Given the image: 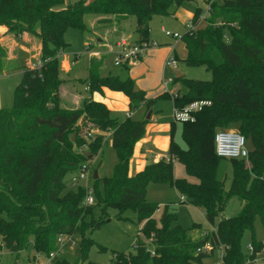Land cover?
Here are the masks:
<instances>
[{
  "label": "trees",
  "instance_id": "trees-1",
  "mask_svg": "<svg viewBox=\"0 0 264 264\" xmlns=\"http://www.w3.org/2000/svg\"><path fill=\"white\" fill-rule=\"evenodd\" d=\"M186 1L77 0L66 4L65 0H0V25L17 35L28 32L41 46V66L23 67L14 105L0 108V238L17 259L30 243L37 254L57 251L58 237L64 234L80 236L81 259L98 264L87 260V248L93 243L89 234L110 220L108 210L112 207L124 220L132 219L125 216L132 210L141 232L152 238L147 244L138 237L136 251L115 252L112 264L201 263L220 249L224 264H250L249 259L259 264L256 259L264 251V241L256 237L255 230L258 219L264 226V0H206L211 3L206 26L187 29L181 39L187 50L184 61L205 66L212 79L175 76L173 83L180 82L176 96L163 92L147 98L144 91L134 90L131 77L103 75L108 56L92 57L89 76L81 80L90 94L103 87L122 91L130 98V109L145 105L141 119L127 115L120 120L92 96L84 97L78 105H67L60 97L66 80L60 76L59 56L69 46L65 33L74 27L91 33L90 39L94 29L91 31L86 15L108 14L119 20L135 15L136 41L141 42L149 40L153 14H175ZM202 12L196 8L194 23ZM87 49H92L91 41ZM3 56L0 47V65ZM161 99H172L178 108L198 100L210 104L195 112L194 121H172L167 157L151 159L143 170L130 175L135 145L151 121L146 115ZM80 122L85 127L90 124L91 130L112 131L117 157L110 175L92 176L96 202L88 206L83 204L86 188L82 184L69 187L66 177L99 153L105 135L82 137ZM179 127L185 147L176 140ZM221 128H237L253 145L249 165L246 159L230 158L233 176L228 189L218 178L223 157L216 154L214 138ZM73 133L77 134L75 140ZM83 146L87 148L81 151ZM175 160L184 165L188 177L175 176ZM151 182L174 186L203 210L213 229L195 239L193 230L201 224L183 226L168 205L157 219L159 205L147 199ZM232 195L242 199V207L236 215L224 218L222 213ZM246 231L251 232L254 246L250 254L242 247ZM207 241L212 248L198 252ZM35 260L36 256L28 264H36ZM51 264L77 263L56 257Z\"/></svg>",
  "mask_w": 264,
  "mask_h": 264
},
{
  "label": "rangeland",
  "instance_id": "rangeland-1",
  "mask_svg": "<svg viewBox=\"0 0 264 264\" xmlns=\"http://www.w3.org/2000/svg\"><path fill=\"white\" fill-rule=\"evenodd\" d=\"M69 3L75 2V0H69ZM77 1V0H76ZM208 2L206 0H187L180 9L175 14H153L150 20V31H149V40L157 41L160 43L159 49L165 50L170 46H175L177 53L174 55L178 56L179 67L173 69L166 65L164 68V78L175 77L178 72H182L186 77L191 79H200V80H211L212 72L208 70L205 66H191L188 65L184 58L186 57L187 51L184 47L183 41L181 39L175 40L172 37H169L166 34V31L175 32L180 35H183L186 31L187 21L191 20L196 8H202V11H205L207 8ZM86 20L93 30V23L95 27H105L112 29L114 24V16L108 14H88L86 15ZM136 23L137 19L135 15H130L125 19L118 30L115 32L121 37L127 38L129 41H136L138 39V34L136 32ZM207 21L203 20L199 23L197 28L206 26ZM108 32V31H107ZM91 33L87 34L82 32L78 28L71 27L65 33V39L69 43L68 48L61 53L59 56V71L60 76L66 81H75L73 84L77 89V94L81 99L84 97H90L89 90L86 88V84L81 82V80L86 79L89 76V58L90 51L87 49L88 37ZM104 41L101 45L98 44L96 39L92 40L93 47L101 46L94 55L99 58L103 57L109 52L110 49V38L108 35H105ZM30 48L29 45L23 44ZM156 51V50H155ZM36 50L33 51V54H36ZM150 52V51H149ZM160 55V54H159ZM35 57V56H34ZM30 58L33 60L31 66H36L40 58H32L31 55L26 54L22 51L20 59L12 66V69L7 70L0 79V95L2 100L1 107H12L14 105V91L16 86L22 79V69L26 64V59ZM106 60V68L103 69V75L112 73L114 75H119L121 78H127L130 74L129 71L123 66L114 65V55H108ZM160 62V63H159ZM149 67L148 75L149 81L152 84H156L154 92L157 90H163V82L160 81V76L162 74L161 70V61L160 59L154 64H147ZM65 81V82H66ZM142 83H137L136 86H139ZM180 82L172 83L170 87H179ZM67 84L62 85L63 90H67ZM168 92V91H165ZM170 93V92H168ZM65 95V93H64ZM72 96L63 97V102L65 104H70L72 102ZM81 101V100H80ZM104 102V101H103ZM105 103V102H104ZM107 104V103H106ZM108 105V104H107ZM112 108V115L120 120L124 119L127 114H130V117L133 119H141L144 117L143 112H136V108L128 110V102L125 98L119 100L116 104L110 105ZM0 107V108H1ZM138 108V107H137ZM150 110H154L153 118L159 114L160 120L158 123L170 122L173 113V101L172 99H161L158 101L154 107ZM149 113V112H148ZM147 113V115H148ZM146 115V116H147ZM152 123L149 122L147 127ZM79 126L81 129V136L85 138H92L94 135L103 134L105 139L100 149L99 153L89 162L92 168V174L94 177L95 171L98 172L99 176H108L112 173L114 164L116 163L117 157L115 150L112 147V131L102 132L99 130L89 129L90 126L86 127L80 122ZM179 126V124H178ZM236 129L237 128H232ZM91 132H88V131ZM92 133V134H90ZM76 133H73L74 139H76ZM92 135V136H91ZM176 140L185 147L186 144L181 137L180 127L176 132ZM167 147L161 151L164 153L163 157H167L168 152V143ZM246 146L249 150L252 149L253 145L251 141L246 140ZM87 147L83 146L80 148L81 151L86 150ZM151 160V158H150ZM247 165L248 160H247ZM74 173H69L66 177L69 187L74 186L71 178ZM174 174L177 177H188L184 165L175 160L174 161ZM233 176V169L230 158H222L219 169H218V178L224 182L226 189L230 187ZM190 180L196 181L195 178L190 177ZM93 178L89 179V183L92 184ZM85 184V183H82ZM78 185H75V187ZM147 199L151 202H155L159 205V208L155 214V217L158 219L164 210V206L168 205L169 210L176 214L177 222L183 226L189 228L194 223H200L193 230V233L197 232L199 234L200 230L206 229L209 225L201 208L195 206L188 201V198H185V202L181 199V194L169 183H155L151 182L147 188ZM243 201L238 195H232L228 200V203L222 213V217H230L236 215L240 208L242 207ZM96 215L98 214V208L95 210ZM108 214L110 220L105 222L100 228L90 232L89 236L93 239V243L87 248V260L94 261L98 264H112V258L115 252H126L134 253L136 251L135 242L140 237L147 244L151 242V236L147 237L141 232V223L134 219V212L128 210L125 213V216L132 219L124 220L117 217V209L109 208ZM256 237L264 241V226L261 224L260 220H257L256 223ZM195 235V234H194ZM204 236V235H203ZM201 236V238L203 237ZM199 236H196V239H201ZM251 243V232L246 231L242 238V247L243 251L246 254H250L249 244ZM74 244V245H73ZM81 244V237L78 235L71 236L65 243L58 244V258L67 259L71 263L77 264H86L87 261L81 259L79 255V249ZM1 258L0 264H28L34 256H36V264H41L46 261V257L43 254H37L32 243L29 246L22 250L19 258L15 253H12L7 247H3L0 250ZM257 262L259 264H264V251L261 252L257 257ZM221 260L220 251L216 250L213 255L205 257L201 263L194 262L193 264H216Z\"/></svg>",
  "mask_w": 264,
  "mask_h": 264
},
{
  "label": "crops",
  "instance_id": "crops-1",
  "mask_svg": "<svg viewBox=\"0 0 264 264\" xmlns=\"http://www.w3.org/2000/svg\"><path fill=\"white\" fill-rule=\"evenodd\" d=\"M76 1V0H75ZM70 1L65 0V3L68 4ZM127 19V18H126ZM125 19L119 20L118 18L114 17V24L112 29H108L105 27H95V23H93V35L91 36L88 41H91L95 38L96 41L98 42L99 45L102 44L104 41L105 35H108L110 38V49L109 52L104 55H113L112 49L115 47L116 41H118L121 36L118 35L115 31L120 28L121 23ZM108 31V32H107ZM176 40V39H175ZM182 40V39H181ZM177 41V40H176ZM30 46L28 48L27 46L23 45L26 44ZM101 43V44H100ZM93 44V43H92ZM184 44V43H183ZM0 47L3 48L4 50V56L2 58V63L0 65V77L3 75L7 70L12 69V66L20 59V55L22 54V51H24L26 54L31 55L32 58H40V49L41 46L37 39L33 37L31 34L28 32H23L20 35H17L14 31H11L6 27L5 25H0ZM101 46L93 47L90 50V58L89 61L92 57L99 58L98 56L94 55L96 51L100 48ZM185 47V45H184ZM186 49V48H185ZM37 51L36 54H33V51ZM156 50V51H155ZM187 51V50H186ZM176 54V47L175 46H170L166 48L165 50H160L159 47L153 48L148 52L143 58L136 64L129 66L130 68L128 69L129 71V77L134 79L135 84L137 83H142V86H139V90H142L145 92V95L147 98L155 97L158 96L159 94L165 92L164 89L162 90H157V92H154L156 88V84H152L149 81V75H148V69L149 67L147 64H154L156 63L157 60L160 59L161 61V70L163 71L164 68L166 67V59L170 54ZM160 54V55H159ZM35 56V57H34ZM176 57H178L176 55ZM26 59V64L25 66L28 67H34L31 66V60L30 58H25ZM108 58H106L107 60ZM106 60L103 65V69L106 68ZM179 60V59H178ZM40 61V59H39ZM38 61V62H39ZM160 63V62H159ZM116 66V65H115ZM118 67V66H117ZM23 71V69H22ZM183 74L182 72H178ZM1 79V78H0ZM164 71L162 72L160 76V81L164 80ZM76 81V80H75ZM75 81H66L65 83L67 84V90H63L62 87L60 88V97L63 99V97H68L72 96V102L67 105H78L81 97H79L77 94V89L73 85L75 84ZM87 86V85H86ZM88 88V86L86 87ZM178 87H172L171 89L176 90ZM65 93V95H64ZM92 97L97 100V101H104L105 104L112 110L110 105L116 104L119 100H122V98H125L128 102V110H130V98L122 91H117V90H112L108 87H103V90L101 92H94L92 94ZM173 101V100H172ZM2 100H1V95H0V107ZM174 107V104H173ZM136 112H143L145 115L146 113V107L144 104H140L138 108H136ZM131 111V110H130ZM150 111V110H149ZM148 111V112H149ZM151 125L146 128V134L143 138H141L135 145L134 153L131 158L130 162V169L129 173L130 175H134L135 173L141 171L144 169L146 164L149 162L150 158L153 159L154 161H158L163 157V152L161 151L162 149H165L166 143L170 145V130H171V123L174 120L173 113H172V120L170 122H163V123H158L160 120L159 114L156 115L155 118H153V113L154 110H151ZM130 116V114H129ZM150 121V122H151ZM169 149V147H168ZM182 197V196H181ZM186 200V199H185ZM184 200V202H185ZM203 211V210H202ZM204 214V213H203ZM205 216V215H204ZM209 224V223H208ZM213 229L212 225H208L206 229L200 230L199 234L197 232L193 233V237L196 239V236H201L205 235L208 231H211ZM195 234V235H194Z\"/></svg>",
  "mask_w": 264,
  "mask_h": 264
},
{
  "label": "built area",
  "instance_id": "built-area-1",
  "mask_svg": "<svg viewBox=\"0 0 264 264\" xmlns=\"http://www.w3.org/2000/svg\"><path fill=\"white\" fill-rule=\"evenodd\" d=\"M210 10H211V3L209 2L206 10L200 14L197 23H194L192 19L187 21L186 30L196 29L199 23L203 20H206L207 17L210 15ZM166 34L169 37H172L176 40L182 38V35L175 32L166 31ZM159 46L160 43H158L157 41L146 40L141 42L138 41L132 42L125 37H121L118 41H116L115 47H113L112 49V53L114 55V65L116 66L134 65L138 63L143 58V56H145L151 49L157 48ZM165 63L167 66L173 69H177L179 67V60L173 53L167 57ZM36 66L40 67L41 62L39 61ZM173 80L174 77L165 78L163 80V86H164L163 88L164 91H168L174 96H176L177 95L176 91L171 89L170 87V85L173 83ZM208 104H210V101L198 100L189 103L182 108H178L174 106L173 107L174 120L177 122L194 121L195 112L202 109L204 105H208ZM214 143H215L216 154L220 157L243 158L246 160H248L249 158V149L246 146V140L239 130L232 128L218 129L215 134ZM92 176L93 174H92L91 165L88 162H84L81 164V166L78 168V170L73 174L71 178L73 185H80L82 183H85L82 185L86 188V195L83 201V204L86 206L93 205L96 202L93 191V185L89 183V179L92 178ZM181 199L184 201L185 197L182 196ZM70 237L71 236L61 234L58 237V244L65 243L68 239H70ZM3 247H5V245L2 238H0V250H2ZM211 248H212V244L210 243V241H207L202 247H199L197 251L198 252L209 251ZM249 249H250V253L253 252L254 246L252 245V243L249 244ZM58 250L59 249L45 256L46 261L41 264H51L52 260L57 257ZM219 251H220L221 260L216 264H224L223 261L224 251L223 249H220ZM0 258H1V253H0ZM257 260L258 259H256V261ZM248 262L252 264L251 259H249Z\"/></svg>",
  "mask_w": 264,
  "mask_h": 264
},
{
  "label": "water",
  "instance_id": "water-1",
  "mask_svg": "<svg viewBox=\"0 0 264 264\" xmlns=\"http://www.w3.org/2000/svg\"><path fill=\"white\" fill-rule=\"evenodd\" d=\"M181 75H182L181 73H178V74H177L178 77H180ZM134 90H135V91H138L139 88H138L137 86H135V87H134ZM151 112H152V111L150 110L149 113H148V115H147V118H150ZM72 139H74V136L72 137ZM88 154H89V153H87V155H88ZM97 177H98V172L95 171V173H94V178H97Z\"/></svg>",
  "mask_w": 264,
  "mask_h": 264
}]
</instances>
